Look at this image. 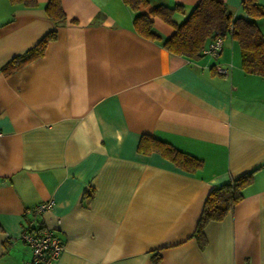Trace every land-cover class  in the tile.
<instances>
[{
	"label": "crops",
	"instance_id": "0c3cea01",
	"mask_svg": "<svg viewBox=\"0 0 264 264\" xmlns=\"http://www.w3.org/2000/svg\"><path fill=\"white\" fill-rule=\"evenodd\" d=\"M35 1L0 0V264H27L21 231L45 226L64 244L52 264H264V77L241 68L231 36L217 57L189 58L139 34L122 0H61L60 23ZM221 1L248 19L241 0ZM197 2L148 0L138 11ZM151 19L161 37L173 33ZM51 29L41 57L3 71ZM143 134L202 165L189 172L138 151ZM253 170L241 200L205 224L200 248L207 193ZM50 199L51 210L26 211Z\"/></svg>",
	"mask_w": 264,
	"mask_h": 264
},
{
	"label": "trees",
	"instance_id": "16d2710c",
	"mask_svg": "<svg viewBox=\"0 0 264 264\" xmlns=\"http://www.w3.org/2000/svg\"><path fill=\"white\" fill-rule=\"evenodd\" d=\"M10 1L27 6H33L36 3L35 0ZM122 1L134 12L133 27L139 34L159 41L163 47L175 54L189 58L202 55L203 47L214 37L215 32L226 35V31L231 26L230 36L239 48L241 68L247 73L264 77V33L260 28V23H264V4L259 3L258 0H241V7L248 19L233 16L221 0H198L186 13L185 8L178 3L171 7L157 4L151 8L149 14L138 11L141 5L148 3V0ZM45 11L55 23L63 22L65 19L61 0H48ZM176 13H185V17L181 21H176L173 17ZM151 16H159L169 23L173 27V33L168 37L157 34L153 29ZM56 36V30L47 31L34 46L5 63L2 67L3 71L10 74L41 57L47 43ZM137 150L144 153L157 151L179 168L189 172L202 165L201 160L148 134L141 135ZM254 172L255 170L243 173L229 182L213 187L207 193L193 231V236L200 248L206 243L203 232L205 224L222 219L233 209L243 197V188L250 183ZM0 230H2L1 226ZM159 258L157 255L154 261L157 262Z\"/></svg>",
	"mask_w": 264,
	"mask_h": 264
},
{
	"label": "built area",
	"instance_id": "2783aa9c",
	"mask_svg": "<svg viewBox=\"0 0 264 264\" xmlns=\"http://www.w3.org/2000/svg\"><path fill=\"white\" fill-rule=\"evenodd\" d=\"M229 26L226 34L230 35ZM217 31L210 42L203 47L202 54L209 55L211 57H217L223 45V37ZM215 69L219 73H226L227 68L221 65H216ZM2 132L0 130V136ZM54 201L52 199L45 202L38 203L32 208L27 209V212L33 215H39L53 208ZM54 228L43 227L40 230H35L34 228L27 227L21 231L20 238L25 241L30 247L31 258L27 264H52L61 252L64 250V244L61 242L59 237L54 233Z\"/></svg>",
	"mask_w": 264,
	"mask_h": 264
}]
</instances>
